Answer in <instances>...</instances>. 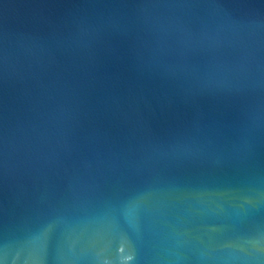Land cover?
<instances>
[{
    "label": "water",
    "instance_id": "95a60500",
    "mask_svg": "<svg viewBox=\"0 0 264 264\" xmlns=\"http://www.w3.org/2000/svg\"><path fill=\"white\" fill-rule=\"evenodd\" d=\"M0 264H264V0H0Z\"/></svg>",
    "mask_w": 264,
    "mask_h": 264
}]
</instances>
